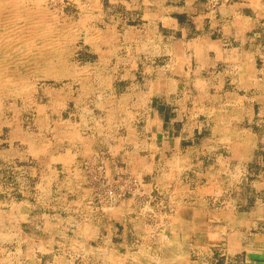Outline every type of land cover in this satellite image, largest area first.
Returning a JSON list of instances; mask_svg holds the SVG:
<instances>
[{
	"label": "crops",
	"instance_id": "crops-1",
	"mask_svg": "<svg viewBox=\"0 0 264 264\" xmlns=\"http://www.w3.org/2000/svg\"><path fill=\"white\" fill-rule=\"evenodd\" d=\"M124 6L140 8L138 18L111 15L96 27L99 39L85 33L84 46L98 55L83 65L97 69L98 109L69 112L63 151L45 142L41 159L64 167V264L86 256L94 264H264V0L223 1L214 11L202 0ZM154 101L164 111L149 107ZM13 134V142L28 140L33 159L40 155L33 135L17 125ZM101 153L109 177L130 173L144 181L139 195L164 197L162 207L134 198L102 207L114 227L104 236L102 221L83 216L90 205L80 166ZM15 190L0 173V264H55L61 223L51 209L38 215L34 201L2 200ZM154 209L160 219L150 231L144 218ZM96 238L107 250H78Z\"/></svg>",
	"mask_w": 264,
	"mask_h": 264
},
{
	"label": "rangeland",
	"instance_id": "rangeland-1",
	"mask_svg": "<svg viewBox=\"0 0 264 264\" xmlns=\"http://www.w3.org/2000/svg\"><path fill=\"white\" fill-rule=\"evenodd\" d=\"M97 1H99L100 8L94 7L93 0H23L24 6L31 10L46 11L47 14H41V16L38 17L41 19L40 21H42L43 18L46 19L49 17L50 20L48 24L51 28L54 30L55 28L61 30L65 29L64 31L60 30L61 35H58V33L54 34V44L49 45L50 43H45L44 45H40V50H37L38 52L33 51V53H25L23 50H18L13 57L16 58L15 61L11 57H2L8 64L0 68V85L2 86H0V173L6 185H14V187H16L14 193L6 192L2 200L14 198L34 201L37 206L38 215L44 212H42V210H44L45 207L46 209H51L52 220L61 223V227H57V230L54 231L55 234H57L56 238H58L56 239V243L53 244V262L55 264H64V185H66V182L64 181V167H60V165L55 162L51 166L49 162L45 163L41 160L49 156L46 154L45 142H47L48 147H50L51 153L56 150L58 152L63 151L64 119L69 116V112L71 111H93L95 103L97 104L98 102L97 98L100 91L97 84L93 83L91 79L92 71L94 72L97 69L93 70V68L89 69L83 67L84 63H92L98 58L97 54L88 50V46L87 48L84 46V36L87 28L90 26L101 29L105 28L107 23H110L111 15L121 14L120 17H127V22H132L133 19H137L140 15V8L127 9L124 6L125 0H96V2ZM138 1L140 2L141 0H137V2ZM202 1L207 4L209 11H214L221 2L228 0ZM93 11L94 14L99 15L97 14L98 12L102 16H95L94 18V14H91ZM83 14L87 16H83ZM81 18L85 19V26L80 25L81 22H79V19ZM57 52L58 54H55ZM20 53L22 56H20ZM25 54L30 56L28 57ZM22 58L23 60L21 61ZM17 61L21 62L19 63ZM15 66L20 70L19 75L18 77L9 79L10 73L15 69ZM28 68H30V70ZM72 71H74V74ZM108 71L110 73L114 72V70ZM36 76L38 79H34ZM86 77H88V79ZM4 80L8 82L5 83ZM9 81H12V83ZM26 81L29 83H26ZM79 81L81 83H79ZM1 90L3 91L1 92ZM3 93L4 95H2ZM123 95H125V98L127 97L126 91ZM156 104V101H154L152 105L149 103V107H152L154 111L155 109L164 111V108H157ZM95 109L97 110L98 108ZM257 110H259L258 107H256V111ZM172 111L179 110L176 108ZM198 111L205 110L201 109ZM16 125L24 132L25 136L29 137L33 135V142L40 153L39 156H36L37 158L33 159L30 156L27 139L24 140V142L19 137V139L22 140L21 142H13L15 137L13 132L16 130ZM165 126L166 129L171 128L167 124H165ZM258 128H260L263 134L264 122L261 126H258ZM156 133L158 135V132ZM159 137L161 138V136ZM259 152L262 153V149H260ZM80 166L85 176L83 179L85 188V193H83L85 195L84 203L90 205V208L85 209L83 216L102 221V228L100 229L102 236L108 235L111 230H114V227L112 228L105 219L102 207L114 206L130 198H134V203L139 205L151 204L152 206H157L162 203L161 200H163L164 197L156 195V189L155 195L141 196L137 194L139 191H142L141 186L144 181L137 179V177L127 172L116 173V171L121 168L120 164H117L118 168L113 172V174L116 173V175L109 177L107 175L105 153H101L99 157L95 156L83 159ZM35 168L36 170H34ZM154 186L159 187L157 183H155ZM69 198L71 199L72 197ZM159 206L162 207L161 205ZM147 215V218L144 219H147L148 223L152 225L156 224L160 219V216L156 213V209L148 211ZM5 218H9L8 214H6ZM117 230L121 232L122 228ZM131 230L135 235H138L141 233L142 229L133 228ZM148 230L152 231L157 229L154 225V227H150ZM90 246L92 248L85 250L82 248L78 250L90 253V255H92L91 251L99 253L107 250V245L102 242L100 243V239L97 238L96 242L92 243ZM60 256L62 257L60 258ZM86 257L84 260H79L77 262H79V264H94V259H87ZM74 262L76 263V261Z\"/></svg>",
	"mask_w": 264,
	"mask_h": 264
},
{
	"label": "bare ground",
	"instance_id": "bare-ground-1",
	"mask_svg": "<svg viewBox=\"0 0 264 264\" xmlns=\"http://www.w3.org/2000/svg\"><path fill=\"white\" fill-rule=\"evenodd\" d=\"M32 3V2H31ZM47 7V6H46ZM90 8V7H89ZM54 10V9H53ZM55 11V10H54ZM90 11V10H89ZM91 12V11H90ZM46 11L44 10H31L27 7L24 6V3H23V0H0V68L2 66H7V62L6 60H4L2 57H11L13 58L14 55L17 53L18 50H23V52L25 51L26 52H32L33 51H39L40 50V45H44L45 43H50L49 45L51 44H54L55 41L53 39V36L54 34L58 33V35H61L60 34V30L61 29H56L55 30L53 28H51V26H49V20L50 18L47 17L46 19L43 18L42 21H40L41 19H39L38 17L42 15H45ZM51 13V12H50ZM47 14V13H46ZM97 14H99L97 12ZM50 16V15H49ZM83 16H87L86 14H83ZM96 16V14H95ZM60 18V17H59ZM86 18V17H85ZM95 18V17H94ZM63 20V19H62ZM162 21V20H161ZM79 22L80 25L82 26H85L86 25V22H85V19L84 18H81L79 19ZM79 24V23H78ZM79 25V26H80ZM156 25V24H155ZM54 27V26H53ZM60 27V26H59ZM82 28V27H81ZM85 28V27H83ZM65 29V28H64ZM61 30V31H64ZM74 29V28H72ZM57 31V32H55ZM81 31V30H80ZM78 33V32H77ZM83 33V32H82ZM72 34V33H71ZM66 35V34H65ZM77 36V34H76ZM80 36V35H79ZM86 36H87V39L90 38V40H97L99 39V31L95 28V27H88L87 28V31H86ZM81 37V36H80ZM85 37V36H84ZM63 38V36H62ZM167 39V38H166ZM90 42V41H89ZM92 42V41H91ZM110 42V41H109ZM113 42V41H112ZM153 42V41H152ZM159 42V41H158ZM93 43V42H92ZM114 43V42H113ZM154 43V42H153ZM68 44V43H67ZM90 44V43H89ZM149 44V43H147ZM152 44V43H151ZM155 44V43H154ZM164 44V43H163ZM66 45V44H65ZM110 45V43H109ZM115 46V44H113ZM111 45V47L113 46ZM146 45V44H145ZM153 45V44H152ZM156 45V44H155ZM57 48V47H56ZM93 48V47H92ZM114 48V47H113ZM152 48V47H151ZM157 48V47H155ZM163 47H161L162 49ZM166 48V47H165ZM55 49V48H54ZM62 49V48H61ZM46 50V49H45ZM53 50V49H52ZM57 50V49H56ZM146 50V49H145ZM166 50V49H165ZM37 51V52H38ZM34 52V53H35ZM50 52V51H49ZM64 52V51H63ZM113 52V51H112ZM129 52V51H128ZM153 52H154V49H153ZM22 53V52H21ZM20 53V54H21ZM65 53V52H64ZM7 54H11V55H7ZM19 54V55H20ZM28 54V53H27ZM25 54V55H27ZM47 54V53H46ZM45 54V55H46ZM55 54H58L55 53ZM7 55V56H5ZM65 55V54H64ZM62 55V56H64ZM73 55V54H72ZM22 56V54L20 55ZM28 56V55H27ZM30 56V55H29ZM28 56V57H29ZM39 56V55H38ZM51 56V55H50ZM49 57V56H48ZM52 57V56H51ZM50 57V58H51ZM44 58V56H43ZM59 58V56H58ZM66 58V57H65ZM111 58V57H109ZM19 59V58H18ZM27 59V58H26ZM24 59V60H26ZM33 59V58H32ZM31 59V60H32ZM37 59V58H35ZM62 59V58H61ZM105 59V58H104ZM13 60L15 61L16 58H13ZM12 60V61H13ZM20 60V59H19ZM23 60V58L21 59V61ZM28 60V59H27ZM55 60V59H54ZM53 60V61H54ZM7 61H10V60H7ZM20 61V62H21ZM52 61V62H53ZM66 61V60H64ZM19 62V61H17ZM19 62V63H20ZM31 62V61H30ZM39 62V61H38ZM37 62V63H38ZM51 62V63H52ZM11 63V62H10ZM16 63V62H15ZM46 63V62H45ZM59 63V62H58ZM58 63H54V64H58ZM71 63V62H70ZM99 63V62H98ZM12 64V63H11ZM107 64V63H105ZM15 65V64H13ZM38 65V64H37ZM36 65V66H37ZM89 65V64H88ZM71 66V65H70ZM95 66V65H94ZM26 67V66H25ZM50 67V66H49ZM52 67V66H51ZM72 67V66H71ZM69 67V68H71ZM86 67V66H85ZM18 67L15 66V69L12 70V72L10 73V78L9 79H12V78H15V77H18L19 75V71L17 69ZM34 68V67H33ZM31 68V69H33ZM46 68V67H45ZM66 68V66H65ZM96 68V67H95ZM93 68V69H95ZM239 68V67H238ZM241 68V66H240ZM248 68V67H247ZM4 69V68H3ZM30 70V68H28ZM39 69V68H38ZM90 69V68H89ZM88 69V70H89ZM103 69V68H102ZM5 70V69H4ZM37 70V69H36ZM41 70V69H39ZM48 70V69H47ZM64 70V69H63ZM235 70V69H234ZM7 71V70H6ZM44 71V70H43ZM52 71V70H51ZM50 71V72H51ZM66 71V70H65ZM97 71V70H96ZM101 71V70H100ZM237 71V70H236ZM247 71V69H246ZM74 71H72L73 73ZM95 72V71H94ZM238 72V71H237ZM242 72V71H241ZM3 73V72H2ZM44 73V72H42ZM62 73V72H61ZM70 73V72H69ZM248 73V72H246ZM4 74V73H3ZM7 74V73H5ZM26 74V73H25ZM52 74V73H51ZM54 74V73H53ZM74 74V73H73ZM241 74V73H240ZM243 74V72H242ZM245 74V73H244ZM243 74V75H244ZM9 75V74H8ZM7 75V76H8ZM29 75V74H28ZM27 75V76H28ZM47 75V74H46ZM55 75V74H54ZM66 75V74H65ZM94 75V74H93ZM97 75V74H96ZM172 75V74H171ZM53 76V75H52ZM73 76V75H72ZM84 76V75H83ZM82 76V77H83ZM5 77V76H4ZM9 77V76H8ZM7 77V78H8ZM32 77V76H31ZM79 77V76H78ZM89 77V76H88ZM88 77H86L88 79ZM44 78V77H43ZM50 78V77H49ZM74 78V77H72ZM102 78V77H101ZM244 78V77H243ZM3 79V78H2ZM34 79H38V77L36 76ZM33 79V80H34ZM51 79V78H50ZM57 79V78H56ZM55 79V80H56ZM20 80V79H19ZM28 80V79H27ZM60 80V79H59ZM82 80V79H81ZM90 80V79H89ZM88 80V81H89ZM15 81V80H14ZM24 81V80H23ZM62 81V80H61ZM94 81V80H93ZM5 82V80H4ZM8 81L6 80L5 83H7ZM12 83V81H9ZM16 82V81H15ZM21 82V80H20ZM91 82V81H90ZM24 83V82H23ZM26 83H29L26 81ZM2 84V83H1ZM16 84V83H15ZM14 84V85H15ZM31 84V83H30ZM36 84V83H35ZM4 85V83H3ZM9 85V84H8ZM6 85V86H8ZM32 85V84H31ZM37 85V84H36ZM92 85V84H91ZM90 85V86H91ZM1 86V85H0ZM20 86V85H19ZM29 86V84H28ZM86 86V85H85ZM2 87V86H1ZM83 87V86H82ZM9 88V87H8ZM15 88V87H13ZM17 88V87H16ZM32 88V87H31ZM30 88V89H31ZM85 88V87H84ZM91 89V88H90ZM95 89V88H94ZM4 90V89H3ZM1 90V92L3 91ZM11 90V89H10ZM15 90V89H13ZM12 90V91H13ZM19 90V89H17ZM45 90V89H44ZM88 90V88H87ZM86 90V91H87ZM6 91V90H5ZM22 91H26V90H22ZM30 91V90H29ZM33 91V90H32ZM85 91V92H86ZM178 91V90H177ZM18 92V91H17ZM84 92V91H83ZM90 92V91H88ZM46 93V92H45ZM31 94V93H30ZM50 94V93H49ZM4 95V93L2 94ZM18 95H19V92H18ZM24 96V94H23ZM51 96V95H50ZM2 97V96H1ZM141 97V96H140ZM186 97V96H185ZM116 99V98H115ZM3 100V99H2ZM50 100V99H49ZM56 100V99H55ZM60 103V102H58ZM8 104V103H7ZM62 104V103H61ZM106 104V103H105ZM57 105V104H56ZM52 107V106H51ZM215 107V106H214ZM217 107V106H216ZM87 108V107H86ZM220 108V107H219ZM109 109V108H108ZM108 109H106L108 111ZM47 112V111H46ZM45 113V112H44ZM99 113V112H98ZM97 114V113H96ZM218 118V116H217ZM45 120V119H44ZM121 120V119H120ZM47 121V120H46ZM114 121V120H113ZM217 122V120H216ZM217 124V123H216ZM100 125V124H99ZM41 127V126H40ZM64 128V127H63ZM57 129V128H56ZM55 129V130H56ZM60 130V129H59ZM34 138V137H32ZM96 155V154H95ZM101 157V156H100ZM225 165V164H224ZM95 168V167H94ZM162 172V171H161ZM165 176V175H164ZM168 176V175H167ZM118 179V178H117ZM17 180V179H16ZM123 185V184H122ZM121 185V186H122ZM137 191V190H136ZM110 193V191H109ZM92 194V193H91ZM139 194V193H138ZM103 198V197H102ZM21 204V203H20ZM5 205V204H4ZM146 205V204H145ZM69 206V205H68ZM46 208V207H45ZM146 209V208H144ZM13 223V222H12ZM84 227V226H83ZM153 227V226H152ZM85 229V228H84ZM83 231V230H81ZM79 233V232H78ZM64 238V237H63ZM14 240V239H13ZM191 254V253H190ZM17 262V261H16Z\"/></svg>",
	"mask_w": 264,
	"mask_h": 264
}]
</instances>
